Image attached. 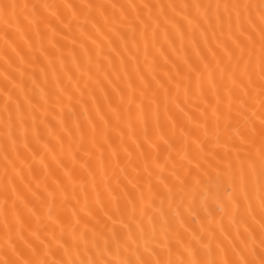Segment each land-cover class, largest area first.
Segmentation results:
<instances>
[{"label": "snow or ice", "instance_id": "snow-or-ice-1", "mask_svg": "<svg viewBox=\"0 0 264 264\" xmlns=\"http://www.w3.org/2000/svg\"><path fill=\"white\" fill-rule=\"evenodd\" d=\"M0 264H264V0L0 2Z\"/></svg>", "mask_w": 264, "mask_h": 264}, {"label": "bare ground", "instance_id": "bare-ground-1", "mask_svg": "<svg viewBox=\"0 0 264 264\" xmlns=\"http://www.w3.org/2000/svg\"><path fill=\"white\" fill-rule=\"evenodd\" d=\"M0 2H3V0H0ZM23 2V0H21ZM105 2H108V0H105ZM120 2H128V0H120ZM137 3L144 2V0H136ZM153 2H159V0H153ZM164 2H167V0H164ZM207 2V0H205Z\"/></svg>", "mask_w": 264, "mask_h": 264}]
</instances>
